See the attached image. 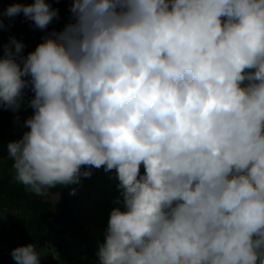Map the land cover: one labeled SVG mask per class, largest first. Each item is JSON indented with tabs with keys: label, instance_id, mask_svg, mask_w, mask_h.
Masks as SVG:
<instances>
[{
	"label": "clouds",
	"instance_id": "obj_1",
	"mask_svg": "<svg viewBox=\"0 0 264 264\" xmlns=\"http://www.w3.org/2000/svg\"><path fill=\"white\" fill-rule=\"evenodd\" d=\"M73 22L0 56V108L33 110L7 145L43 196L115 170L99 264H264V0H72ZM47 29L59 10L12 3ZM143 167V173H141ZM76 189L70 192L74 195ZM40 264L33 243L11 251Z\"/></svg>",
	"mask_w": 264,
	"mask_h": 264
},
{
	"label": "trees",
	"instance_id": "obj_2",
	"mask_svg": "<svg viewBox=\"0 0 264 264\" xmlns=\"http://www.w3.org/2000/svg\"><path fill=\"white\" fill-rule=\"evenodd\" d=\"M65 20L58 18L52 31H62ZM14 33L0 41V56H3L10 45V38L24 44L20 56L26 57L42 42L43 37L38 31L25 28V17L20 15L14 22ZM51 31V32H52ZM33 96L30 89H25V102ZM19 112L0 108V248L8 246L11 250L18 246L33 243L39 248L54 247L58 252L74 248L87 257L97 254L98 246L105 239L104 231L92 234L79 225L80 190H100L94 179L96 169L92 168L90 177H81L80 183L67 186H57L39 196L26 191L25 186L14 182L10 170L13 161L8 157L7 145L18 140L23 132L18 129ZM141 167V173H143ZM76 192L71 195V190ZM9 232V233H8ZM41 264V263H40Z\"/></svg>",
	"mask_w": 264,
	"mask_h": 264
},
{
	"label": "rangeland",
	"instance_id": "obj_3",
	"mask_svg": "<svg viewBox=\"0 0 264 264\" xmlns=\"http://www.w3.org/2000/svg\"><path fill=\"white\" fill-rule=\"evenodd\" d=\"M34 0H0V11L6 9L12 3H33ZM46 3H51L53 8L59 10L58 18H63L65 25L73 22L72 15L69 11L71 8L72 0H45ZM20 15H23L22 13ZM8 18L4 17L5 27L0 30V41L6 39L14 33V22L17 17ZM24 16V15H23ZM57 19H54L52 23L47 27V29L41 30L35 27L31 20L25 18V28L31 31H38L42 37L46 33H50L54 28ZM18 60V59H17ZM19 61V60H18ZM18 129L21 132L26 131L24 127V121L32 115L33 110L26 104H22L21 108L18 110ZM12 175V180L14 179L15 171L10 170ZM94 179L100 186V190H88L82 187L80 190V216L79 225L90 231L92 234H96L102 230L103 227L107 226L110 211L113 207L121 205H116L114 201L119 197L120 193L117 188L118 180L116 179L115 170L110 172H105L103 168L96 169ZM9 233V232H8ZM37 251L40 253V263L41 264H99L97 255L92 257H87L86 255L80 253L74 248L65 250L64 252H58L54 247L50 248H39L36 247ZM11 249L8 246H1L0 248V264H16L11 256Z\"/></svg>",
	"mask_w": 264,
	"mask_h": 264
}]
</instances>
